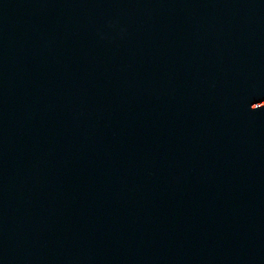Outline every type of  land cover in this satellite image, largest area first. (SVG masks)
<instances>
[{"label": "water", "instance_id": "95a60500", "mask_svg": "<svg viewBox=\"0 0 264 264\" xmlns=\"http://www.w3.org/2000/svg\"><path fill=\"white\" fill-rule=\"evenodd\" d=\"M0 264H264V0H0Z\"/></svg>", "mask_w": 264, "mask_h": 264}]
</instances>
